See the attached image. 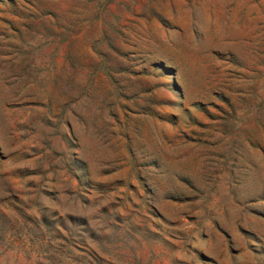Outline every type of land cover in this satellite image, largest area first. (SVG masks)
I'll return each mask as SVG.
<instances>
[{
  "label": "rangeland",
  "instance_id": "rangeland-1",
  "mask_svg": "<svg viewBox=\"0 0 264 264\" xmlns=\"http://www.w3.org/2000/svg\"><path fill=\"white\" fill-rule=\"evenodd\" d=\"M0 264H264V0H0Z\"/></svg>",
  "mask_w": 264,
  "mask_h": 264
}]
</instances>
